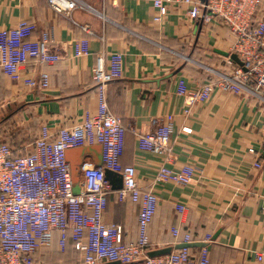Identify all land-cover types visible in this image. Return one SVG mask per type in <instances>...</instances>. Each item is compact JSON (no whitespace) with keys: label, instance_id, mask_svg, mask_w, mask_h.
Wrapping results in <instances>:
<instances>
[{"label":"crops","instance_id":"1","mask_svg":"<svg viewBox=\"0 0 264 264\" xmlns=\"http://www.w3.org/2000/svg\"><path fill=\"white\" fill-rule=\"evenodd\" d=\"M163 1L167 14L157 22L154 0H123L118 7L110 0H80L69 15L55 12L48 0H0V32L26 19L36 25L26 39L48 33L60 56L53 62L30 59L18 81L0 66V136L15 154L24 155L34 150L44 125L55 136L60 128L96 114L92 69L99 55L108 65L111 55L119 53L120 76L108 84V104L127 128L121 163L134 166L139 186L158 197L149 252L175 248L182 238L174 236L173 228H179L181 236L191 233V242L208 245L211 264H264V98L250 90L217 88L209 100L195 102L186 112L179 80L197 92L228 73L235 63L214 49L233 52L237 35L216 16L205 21L204 11L193 19L188 4ZM81 40L87 41L89 53L77 56ZM42 72L49 74L47 88L26 83ZM169 117V155L139 148L138 130L144 124H165ZM85 162H94L93 155L87 154ZM186 165L198 170L188 185L157 179L161 166ZM139 212L138 203L120 201L117 190L108 191L103 220L121 224L126 242L138 238ZM59 238L55 232L51 243L35 253L37 264H82L72 237L64 249Z\"/></svg>","mask_w":264,"mask_h":264},{"label":"built area","instance_id":"2","mask_svg":"<svg viewBox=\"0 0 264 264\" xmlns=\"http://www.w3.org/2000/svg\"><path fill=\"white\" fill-rule=\"evenodd\" d=\"M80 0H48L49 6L59 14L69 15ZM120 6L123 0H110ZM190 6L193 19L203 16L208 21L218 17L237 35L234 51L244 62L228 72L221 73L204 83L197 92H189L187 81L178 83V93L185 96L187 108L197 101H207L217 88L241 92L250 90L264 98V0H175ZM161 22L167 14L163 0H154ZM36 25L26 19L14 28L0 32V66L13 80L20 79L19 70L30 59L53 62L60 56L49 44L48 33L42 38L26 37ZM77 56L88 54L87 41L76 45ZM121 54L111 55L107 65L103 56L97 57L92 69L97 87L98 110L88 113L84 119L65 126L53 136L47 125L41 128L34 143V150L17 155L9 143L0 136V264H37L35 253L51 243L55 232L59 233L62 249L69 236L82 254V264H211L208 245L198 252L191 248L173 249L170 253L149 256V228L157 210L158 197L151 189H143L136 178V168L123 165L121 157L125 148L126 126L121 116L111 112L108 104V84L120 76ZM30 86H49V74L42 72L39 79L29 78ZM173 133L172 117L159 126L144 124L138 130L139 148L169 155ZM100 144L102 163L85 162L81 168L80 191L74 188L71 164L66 151L71 148ZM257 166L261 163L257 162ZM111 169L123 175V187L117 190L120 201L132 200L140 205L138 238L124 240L121 224H107L103 220L107 207V193L112 189L105 170ZM197 168L186 165L180 169L161 166L157 179L188 185L197 176ZM180 211L185 206L179 205ZM174 236L181 243L192 241L190 232L181 236L179 228H173ZM212 237L207 234L205 242Z\"/></svg>","mask_w":264,"mask_h":264},{"label":"water","instance_id":"3","mask_svg":"<svg viewBox=\"0 0 264 264\" xmlns=\"http://www.w3.org/2000/svg\"><path fill=\"white\" fill-rule=\"evenodd\" d=\"M203 2H207V0H203ZM215 52L230 58L232 62L235 64H238L240 66L244 67V62L239 57V55L236 52H230L222 49L215 48ZM100 149L98 152L97 150ZM74 154H78V156L75 158ZM87 154L93 155V160L96 164L100 165L102 163V146L100 144L98 145H87V146H81L77 148H71L66 151L67 159L69 160L71 164L72 169V176H73V183L75 191L78 193L80 191V173L81 168L83 164L85 163V156ZM105 175L107 180L111 183L112 188L115 190H120L123 187V175L120 172L113 171L111 169L105 170ZM204 243H193V242H187V243H180L175 248H167L164 250H154L149 252V256H159L170 253L173 249H182V248H191L194 246H205ZM107 264H119V262H107Z\"/></svg>","mask_w":264,"mask_h":264},{"label":"rangeland","instance_id":"4","mask_svg":"<svg viewBox=\"0 0 264 264\" xmlns=\"http://www.w3.org/2000/svg\"><path fill=\"white\" fill-rule=\"evenodd\" d=\"M221 70L224 71L225 69L222 68ZM211 71H212V70H211ZM213 71H214L215 74L218 73V70H216V69L213 70ZM213 71H212L211 73H213ZM229 71H230V70H229ZM229 71H228V72H229ZM225 72H227V69L225 70ZM217 75H218V74H217Z\"/></svg>","mask_w":264,"mask_h":264}]
</instances>
